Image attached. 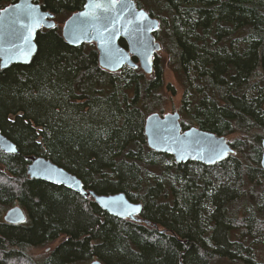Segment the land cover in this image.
<instances>
[{
  "label": "trees",
  "instance_id": "trees-1",
  "mask_svg": "<svg viewBox=\"0 0 264 264\" xmlns=\"http://www.w3.org/2000/svg\"><path fill=\"white\" fill-rule=\"evenodd\" d=\"M15 1L0 0V10ZM153 1L163 7L150 15L162 25L174 18L157 37L195 98L183 101L182 127L232 136L234 154L204 165L152 151L144 121L163 103L162 59L154 57L151 75L129 67L110 73L94 44L71 46L58 25L42 28L29 63L0 68V130L18 150L0 151L8 173L0 172V264H256V246L264 248V3ZM34 2L65 20L84 4ZM27 156L50 159L96 194L125 193L142 203L147 223L30 179ZM14 205L24 222L3 220ZM57 239L41 261L28 253Z\"/></svg>",
  "mask_w": 264,
  "mask_h": 264
},
{
  "label": "water",
  "instance_id": "water-1",
  "mask_svg": "<svg viewBox=\"0 0 264 264\" xmlns=\"http://www.w3.org/2000/svg\"><path fill=\"white\" fill-rule=\"evenodd\" d=\"M55 25L54 14L43 10L34 0H16L2 8L0 68L29 63L37 50V32ZM158 26L159 20L144 9H138L133 0H84L83 7L64 21L61 35L71 46L94 44L98 52V65L107 72L129 67L140 68L144 74L151 75L154 56L161 50L154 37ZM120 38L127 42V49L120 46ZM144 135L149 149L171 155L177 164L196 161L211 165L233 153L226 136L195 126L184 129L178 111L148 114L144 121ZM260 145V166L264 171V138ZM0 151L18 153L16 145L1 130ZM25 159L29 160L26 172L30 178L64 186L84 198L91 197L103 211L112 216L147 223L140 216L142 203L130 201L125 193L96 194L93 190L85 189L76 175L50 159L41 156H27ZM0 172L8 174L2 163ZM25 218V211L18 205L10 207L3 214V220L9 224L22 223ZM90 264L101 262L95 260Z\"/></svg>",
  "mask_w": 264,
  "mask_h": 264
},
{
  "label": "rangeland",
  "instance_id": "rangeland-1",
  "mask_svg": "<svg viewBox=\"0 0 264 264\" xmlns=\"http://www.w3.org/2000/svg\"><path fill=\"white\" fill-rule=\"evenodd\" d=\"M258 1H262L264 3V0H258ZM136 2L141 4L142 7L146 8V9L153 8L157 13H159V9L163 7V6L158 7L153 0H136ZM161 14L165 15L164 13H161ZM64 18H65V16H63V15L62 16H54V21H55L56 25H58L60 28L62 27V25L65 21ZM157 56H159V59H162L163 64H164V81H165V84H164V90H163V96H164L163 103L160 105L158 110L154 109L153 112L166 114V113L178 111L180 116H181V120H182L183 114L181 113V106L183 105V101L184 100L188 101V99L190 101H193L195 98L190 97L191 94H189L190 93L189 90H187L184 86L183 77L181 76V74L179 72L174 70L173 65L168 60V56L164 52H159L157 54ZM226 137H227L229 142L232 140V136L228 135ZM233 154H234V151H233L232 155ZM248 157L250 159H252L253 158V152H249ZM259 160H260V157H259ZM238 203L241 204L242 200H239ZM14 206H16V205H14ZM245 207L250 212H253V207L251 205L247 204ZM4 213H2V215H1L2 217H3ZM239 215L243 216V212L240 211ZM59 242H60V239H57L53 243L47 244L45 246L33 248L30 251H28V253L30 255H32L33 257H35L37 260L41 261L49 255L51 250ZM255 256H256V258H255L256 264H264V248L263 247L256 246ZM219 264H239V263L229 262V261L224 260V261H220Z\"/></svg>",
  "mask_w": 264,
  "mask_h": 264
},
{
  "label": "flooded vegetation",
  "instance_id": "flooded-vegetation-1",
  "mask_svg": "<svg viewBox=\"0 0 264 264\" xmlns=\"http://www.w3.org/2000/svg\"><path fill=\"white\" fill-rule=\"evenodd\" d=\"M134 2H135V4L137 3L136 2V0H133ZM9 5V4H8ZM136 6H137V4H136ZM138 8V7H137ZM138 9H144L146 12H148L149 13V15H150V11H149V9H146V8H144V7H141V8H138ZM150 16H152V15H150ZM152 17H154V16H152ZM154 18H157V17H154ZM158 19V18H157ZM174 18H173V16L171 17V18H167L166 19V23H165V21H164V23H163V25L161 24V21L159 20V26H158V29L154 32V37H155V40L160 44V46H161V50H160V52H164L167 56H169V54L167 53L168 52V50L167 49H169L168 48V45L167 46H164L163 45V43L161 42V40L157 37V35H158V33H160L161 31H164V29L165 28H170L169 26L172 24V20H173ZM164 27V28H163ZM123 41L124 42V44L125 45H120L121 47H123L124 49H127L128 48V45H127V42L123 39V38H120L119 39V41ZM159 53V52H158ZM158 53H156L155 54V56L158 54ZM154 56V57H155Z\"/></svg>",
  "mask_w": 264,
  "mask_h": 264
},
{
  "label": "bare ground",
  "instance_id": "bare-ground-1",
  "mask_svg": "<svg viewBox=\"0 0 264 264\" xmlns=\"http://www.w3.org/2000/svg\"><path fill=\"white\" fill-rule=\"evenodd\" d=\"M10 4H11V3H10ZM262 139H263V138H262ZM262 139H261V140H262ZM173 160H174V159H173ZM28 161H29V160H28ZM174 162H175V161H174ZM26 166H27V165H26ZM26 174H27V172H26ZM27 176H28V174H27ZM28 177H29V176H28ZM29 178H30V177H29ZM30 179H35V178H30ZM40 180H42V179H40ZM43 181H45V180H43ZM46 182H47V181H46ZM12 207H13V206H12ZM93 261H95V260H92L91 262H93ZM91 262H90V263H91ZM90 263H89V264H90Z\"/></svg>",
  "mask_w": 264,
  "mask_h": 264
},
{
  "label": "snow or ice",
  "instance_id": "snow-or-ice-1",
  "mask_svg": "<svg viewBox=\"0 0 264 264\" xmlns=\"http://www.w3.org/2000/svg\"><path fill=\"white\" fill-rule=\"evenodd\" d=\"M218 155H219V153H218Z\"/></svg>",
  "mask_w": 264,
  "mask_h": 264
}]
</instances>
